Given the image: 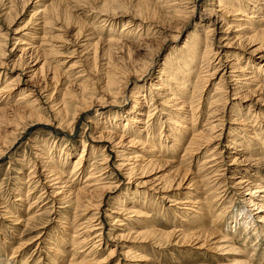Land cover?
<instances>
[{
  "label": "rangeland",
  "instance_id": "374dc122",
  "mask_svg": "<svg viewBox=\"0 0 264 264\" xmlns=\"http://www.w3.org/2000/svg\"><path fill=\"white\" fill-rule=\"evenodd\" d=\"M138 1L0 0V87L6 82H19L17 86L13 84L16 90L13 89L9 98L3 95L4 101L0 102V108L5 107L0 109L1 264H6L10 257L8 264H52L53 260L55 264H72L75 259L80 261L84 254L71 259V243L74 239H83V236L73 239L72 229H76L83 218L91 219L93 216L91 223L99 222L97 227L102 229V237L92 240V234L89 242H82L90 245L96 241L95 252L87 260L93 258V261H100L98 264H235L233 262L239 259L234 256H240L237 251L227 254V250L215 252L209 247L219 238L225 241L232 239L234 248L248 249L254 254L253 264H264V234L257 236L252 233L254 227L245 231L238 224L235 235L233 233L236 215L241 219L245 211L252 210L255 216H264V210L257 212L256 205H249L245 199L251 195L242 188L245 184H236L237 180L232 178L241 169L248 177L264 180V153L260 154V148L264 146V83L262 87L246 84L245 88V84L240 87L242 83L237 82L241 89L235 92L234 85L240 73L239 68L232 70L230 64L225 71L223 87L213 94L222 72L209 75L213 69L206 68L207 78L200 80L197 85L204 83L194 95L199 98V109L191 123H182L183 128L186 126L183 129L186 141L178 149L177 156L174 147L165 149L167 152L166 155L162 153L163 156L152 155L148 149L153 140L163 145L171 143L166 137L167 124H158L159 118L166 120L168 110H165L167 114L158 112L161 108L158 103L163 99L156 96L157 90L153 88L161 86L160 81L166 89L172 85L161 71L164 65L170 67L183 58L182 47L187 40L192 43L207 35L201 45L212 38L214 51L218 47L224 60L226 55L234 58L240 54L241 59L236 65L243 66L250 61L260 74L264 73V39L262 34H255L251 39L250 33L253 32L250 30L254 29L247 28L248 24H253L260 28L257 33L264 31V0L250 1L245 16L235 10L238 6L240 9L244 7L246 0H237V5L224 10L218 0H144L147 3L142 4L143 7L137 6ZM174 1L177 4L170 6ZM43 5L50 7L44 13L42 24ZM178 7L186 8L180 9L179 13L173 12V8ZM249 14L256 15L257 20L263 19L262 22H248ZM239 23H245L242 26L246 28L240 29ZM127 26L133 37L130 34L120 37L122 29ZM35 32L38 33L37 42L23 44L31 43L29 35ZM112 37L119 42L107 41ZM257 45L260 47L255 49ZM204 51V46H201V53ZM200 65L201 59H198L191 89ZM176 72L181 71L176 69ZM137 91L144 96H138ZM220 93H223L220 107L225 106L226 114L223 135L202 139L205 148L199 157L182 161L186 158V142L193 135L206 132L209 118L205 111L211 98ZM23 96L31 100L37 98L32 113H28L29 110L20 102L15 103ZM135 105H138L136 109L140 106L142 109V114H138L142 122L137 123L135 132L140 131L142 135L137 137L138 144L130 146L126 140L122 143L124 139L119 136L122 123L133 115ZM156 106H159L157 112L148 121V109ZM173 109L176 111V107ZM173 109H169L171 113ZM151 124L154 130H150L152 133L146 138ZM141 128L146 130L141 131ZM128 151L138 153L136 158L126 154ZM121 152L123 156H120ZM210 152L216 153L217 159L210 162L212 167L217 166L218 172L210 173H214L215 186L211 185L210 178L199 180L202 177L197 175L201 162ZM82 154V165L88 166L87 170L95 160L96 166L103 169L101 174H106L99 179V187L82 189L86 194L76 209L78 217L69 203L63 204L60 201H65L60 199L61 196L52 193L61 185L51 184L47 176L50 167H56L55 173L59 170V174L64 172L70 178L66 188L78 187L79 182L83 184L87 172L81 177L71 176L70 172L74 160ZM227 188L226 194L223 190ZM135 191L139 192L138 197ZM162 193L167 195L166 198ZM263 193L257 191V201L261 200L258 194ZM69 197L71 195L65 199ZM171 197L179 198V201L189 198L188 202L192 198L200 200L201 209L193 206L190 211L181 208L180 204L170 205L174 203L169 201ZM133 200L143 201L140 207L146 212V217L136 220V216L125 214L124 208L118 206L121 204L127 208L137 203H132ZM61 205L65 208L61 209ZM6 211L21 218V222L30 215L37 214L38 218L28 226L15 224L12 220L15 217L6 215ZM256 223L264 224V221L257 219ZM257 227L260 230V225ZM170 230L175 233L166 237L163 232ZM197 231H201L199 239V234L193 236ZM185 233L188 235L183 236ZM204 240L210 243L203 245L206 248H199L202 243L198 241ZM87 246L82 250L86 251Z\"/></svg>",
  "mask_w": 264,
  "mask_h": 264
},
{
  "label": "bare ground",
  "instance_id": "6f19581e",
  "mask_svg": "<svg viewBox=\"0 0 264 264\" xmlns=\"http://www.w3.org/2000/svg\"><path fill=\"white\" fill-rule=\"evenodd\" d=\"M116 1V0H115ZM133 1V0H132ZM250 1H252V0H246V2L245 3H247V4H245L244 5V7H242L241 9L239 8V6L237 7V9L235 10V11H241V15H246V11L248 10L247 8H248V4H250L251 2ZM112 3V2H111ZM147 2L146 1H144V0H139L138 1V5L137 6H142L143 7V5L142 4H146ZM218 3H219V5H220V7L224 10V9H226V7L228 8L229 6H234V5H237V0H218ZM234 3V4H233ZM115 4V3H114ZM118 4V3H117ZM177 3H176V1H174V3L171 5L170 4V6H174V5H176ZM253 4H255V3H252V5ZM262 4L264 5V3L262 2ZM113 5V4H112ZM148 5V4H147ZM148 6H150V5H148ZM167 6H169V5H166L165 7H167ZM180 6V5H179ZM182 6V5H181ZM49 7H50V5H43V10H42V12L41 13H43V14H41V16H40V20H41V23L44 21V18H45V15H44V13H45V11H47L48 9H49ZM231 7H229V8H231ZM236 7V6H235ZM37 8V7H36ZM53 8V7H52ZM148 8V7H147ZM151 8V7H150ZM185 8L186 7H183V9L185 10ZM262 7H260V10H262L261 9ZM38 9V8H37ZM180 9L181 10H183L182 8H180V7H178V8H173V12L175 11V12H178V11H180ZM140 10H142L141 8H140ZM220 10V9H219ZM231 10V9H230ZM229 10V11H230ZM38 11V10H37ZM50 11V10H49ZM52 11H53V9H52ZM171 12V11H170ZM51 13V12H50ZM179 13V12H178ZM233 14V13H232ZM211 16V15H210ZM217 17H219V16H217ZM248 17H249V20H248V22H251V23H255V22H262V20L263 19H261V20H257L258 19V17L256 16V15H253V14H249L248 15ZM134 18V17H133ZM257 18V19H256ZM216 20H217V18H215ZM220 20V19H219ZM38 21V20H37ZM221 21H222V19H221ZM238 21V20H237ZM48 22V21H47ZM247 22V21H246ZM43 24V23H42ZM45 24V23H44ZM48 24V23H47ZM242 25H245V23H239L238 24V26H240V29H244V28H246V27H244V26H242ZM249 26H247V28H249V29H251V28H253L254 30H250V32H253V33H250V34H252V35H250V38L252 39L253 38V35H255V34H262V39H264V31L263 32H258L257 33V31L260 29V28H258L257 26H255V25H253V24H248ZM262 27V26H261ZM129 28V26H127V27H124L123 29H122V31H121V33L119 34V36L120 37H122V38H124V37H128V35L130 34L131 36H132V32L128 29ZM131 29V28H130ZM198 29V28H197ZM213 29V28H212ZM263 29V28H262ZM211 31V30H210ZM153 32H155V31H153ZM36 34H38V33H32V35L30 36L29 35V41H32L31 43H29V42H23V44H26V45H31V44H35L37 41H36ZM201 34V33H200ZM130 36V37H131ZM133 37V36H132ZM203 37V36H202ZM204 37H206L207 38V35H205ZM204 37L201 39V38H198V40L197 41H194V42H188V40L186 41V43L183 45V47L182 48H184V50L182 51V53H183V58L182 59H180L179 58V60H177V62L176 63H174L172 66H170V67H167L166 65H164V67L162 68V71H161V73H162V76L164 75L167 79L166 80H170L171 82H172V85H168V88L166 89L165 87H163L165 84H163L162 82L163 81H160L159 82V84L161 85V86H156V87H154L153 88V90H157V92H155V94H156V96H158L159 98H161V99H163L162 101L164 102V103H162V101H160V103H158L159 105H161V108H159V106H156V107H154V108H152V107H150L149 109H148V114H147V120L149 121V120H151L152 118H153V115L157 112V110L156 109H158L159 108V110H158V112H163V114H167V112L165 111V110H168V116L166 117V120H161V118H159V120H158V124L160 123V125L161 124H163V122L164 123H166L167 124V126H168V129H167V135H166V137L167 138H170V144L169 145H163V144H158L157 143V141H152V144L150 145V148L151 147H153L152 149H150V148H148L149 149V151H150V153L152 154V155H157V156H163V155H161L162 153H166L167 151L165 150V149H167V148H176V150H175V154L177 153V151H178V149L179 148H182V146L185 144V141H186V139H185V137H186V135L184 134V132H183V129H185L186 128V126H185V128H183V125H182V123H191L193 120H191V119H194L195 118V114H196V112H198V109H199V107H198V104H197V101L199 100V98L197 99V97H195L194 95H195V93H197V90H201V87H202V83H204V82H202L201 83V85H197V84H199V82H200V80H206V78H207V76L205 75V69L206 68H211V69H213V71H212V73H210L209 75H214V73H216L217 72V74H220L221 72V77H220V80H219V82H218V85H216V91L213 93V94H217V90H220L221 89V87H223V86H221L222 85V82L223 81H225V74H226V72L225 71H227V67L230 65L231 66V68H232V70H235V69H237V68H239V73L240 74H238L237 76H238V78L239 79H241V81H239V79L235 82V85H234V90H235V92L237 91V90H239V89H241L240 87H243V86H245V88L247 87V85L246 84H248L249 86H250V83H251V85H252V83H253V85L254 86H256V85H258V86H260V87H262L263 86V81H264V77H263V74H260L259 72H258V69L254 66V65H252L251 63H250V61H248V63L246 64L247 65V67H246V65H243V66H240V65H236V64H238V61L241 59V57H240V54H236V57H234V58H230L229 57V55H226L227 57H226V60H224V58H223V56L221 57V53H222V51H220V50H218L217 48H216V50L214 51V47H213V45H214V41L213 40H206L205 42H204V44L203 45H201L202 44V42H203V39H204ZM260 37V36H259ZM195 38V37H194ZM193 38V39H194ZM256 39V38H255ZM230 40V39H229ZM107 41H110V42H119V40H115L113 37L112 38H110V39H108ZM252 42V41H251ZM131 43V42H130ZM228 44V43H227ZM264 44V43H263ZM260 45V44H259ZM201 46H204V53L202 52L201 53ZM258 46V45H257ZM256 46V47H257ZM38 47V46H37ZM260 46H258L257 48H255V49H258ZM22 51H23V49H22ZM227 52H231L230 50H226ZM26 53V52H25ZM238 53V52H237ZM33 54V53H32ZM31 54V55H32ZM188 54V55H187ZM202 54V55H201ZM170 57V56H169ZM31 58V57H30ZM172 58V57H171ZM230 58V59H229ZM198 59H201V65H200V69H199V72L196 74V80L194 81V85H193V89H191L190 88V86H191V83L193 82V76H194V71H195V69L197 68V64H198ZM216 61H218L217 62V64H214ZM168 63V62H167ZM173 63V62H172ZM240 64V63H239ZM44 65V64H43ZM250 65V66H249ZM41 67H43V66H41ZM40 68V67H39ZM38 68V69H39ZM209 68V69H210ZM254 68V69H253ZM176 69L177 70H180L181 72L180 73H182V75L180 74V73H178V72H176ZM256 69V70H255ZM237 71V70H236ZM231 72V71H230ZM167 74V75H166ZM173 74V75H172ZM207 74V73H206ZM232 74V73H231ZM229 75V74H228ZM227 75V76H228ZM233 76V75H232ZM163 78V77H162ZM228 78V77H227ZM230 79V78H229ZM112 80V79H111ZM209 80V79H208ZM244 80H246V81H244ZM14 81V80H13ZM16 81V80H15ZM111 82V81H110ZM237 82H240V83H242V84H239V86L237 85ZM246 82H248V83H246ZM15 83V85L17 86V85H19V82H13V83H10V82H6V84L4 85V86H1L0 87V102L1 103H3V95H4V97H7V98H9V95H10V93L13 91V89H15L16 90V86H13V84ZM173 83H175V84H173ZM212 84V83H211ZM232 84V83H231ZM243 84H245V85H243ZM226 85V84H225ZM241 85H243V86H241ZM173 86H174V88H173ZM228 87H229V85H228ZM253 87V86H252ZM252 87H250V88H252ZM264 87V86H263ZM215 89V88H214ZM244 89V88H243ZM255 89V88H254ZM25 90V89H24ZM162 90H164V91H162ZM143 91V90H142ZM172 91H174V92H172ZM190 91H191V95L189 94L190 93ZM196 91V92H195ZM138 92V91H137ZM256 92V91H255ZM142 93V92H141ZM141 93H137L138 94V96H144L143 94H141ZM30 94V93H29ZM28 94V95H29ZM154 94V95H155ZM223 93H220L219 94V96L218 95H214V97H212L211 98V100L209 101L210 102V104H209V106H208V108H207V110L205 111L206 112V114H207V116H208V118H209V121H208V127L206 128L207 130H206V132H204V134H201V132H199L198 134H196V135H193L192 137H191V139L190 140H188L187 142H186V146L184 147V148H186V149H184L183 151L185 152L184 153V156L186 157V158H182L181 160L183 161V160H186V159H194V158H196V157H199V154L204 150V148H205V144H204V142H203V140L202 139H206V138H210V139H212V138H215L216 136H221V135H223V122H224V119H225V116H226V114H224L225 113V109L223 110V108L225 107H223L222 108V106L220 107V100H221V98L223 99V95H222ZM27 95V96H28ZM176 95V96H175ZM27 96H23L22 98L23 99H21V98H19L18 100H16V102L15 103H21L22 105H24V107L25 108H27L28 110H29V112L28 113H32L31 111H33V110H35L34 108L36 107V105L34 104L36 101H38L37 100V98L36 99H34V100H31V99H29ZM188 96H190V97H188ZM196 96H197V94H196ZM19 97V96H18ZM176 97V98H175ZM16 98V97H15ZM189 98V99H188ZM225 98V97H224ZM154 99V98H153ZM152 99V100H153ZM7 100H9V99H7ZM7 100H6V102H7ZM190 100V101H189ZM149 101V100H148ZM171 102H172V104H171ZM64 103V102H63ZM13 104V103H12ZM67 104V102L65 101V105ZM157 104V105H158ZM164 104V105H163ZM16 105H18V104H16ZM150 105H152L153 106V103L152 102H150ZM168 106V107H166L165 109L163 108L164 106ZM10 106H12V105H10ZM10 106H8V108H11L12 109V107H10ZM14 106H15V104H14ZM21 106V105H20ZM138 105H135L134 106V108H133V112L134 113H132L133 115H129V117H128V119L127 120H125V122H124V124L122 123V125H123V127H122V134L119 136V137H121V139L123 138L124 140H122V143L126 140L127 142V144H129L130 146H134V145H136V144H138V138L137 137H139V135H142V133L139 131V133L138 132H135V129H136V127H138V125H137V123L138 122H142L141 121V118H140V115H138V114H142L141 113V106L139 107V108H135V107H137ZM23 107V108H24ZM148 107V106H147ZM173 107H176V111H175V109H173ZM3 108H5V107H2V108H0V109H3ZM7 108V107H6ZM20 109V108H19ZM169 109H173L174 110V112H172L171 113V110H169ZM16 114H17V112H16ZM21 114V113H20ZM19 117H20V115H19ZM229 117V116H228ZM176 119V120H175ZM147 120H146V122H147ZM239 121V120H238ZM242 121H244V120H242ZM239 122H241V121H239ZM247 122V121H246ZM150 123V122H149ZM172 124V125H171ZM180 125H181V127H180ZM249 125H250V123H249ZM252 125V124H251ZM147 126V125H146ZM154 125H152L151 124V128H148V130H149V132H148V134H147V137L146 138H148V135L149 134H151L152 133V131L150 132V130H154V127H153ZM163 126H164V124H163ZM163 126H162V128H163ZM148 127V126H147ZM161 127V126H160ZM153 128V129H152ZM194 128V127H193ZM190 129V128H189ZM144 130H146V128H141V131H144ZM125 131L127 132V134H130L129 136H127V134L125 133ZM219 131V132H218ZM243 131L245 132L246 131V129H243ZM218 132V133H217ZM230 132V131H229ZM154 133H155V131H154ZM199 135V136H198ZM197 136V137H196ZM143 137V136H142ZM218 138V137H217ZM218 139H220V138H218ZM147 141V140H146ZM232 141V140H231ZM209 142V141H208ZM126 143H124V144H126ZM206 144H207V142H205ZM235 143H236V141H235ZM145 144V143H144ZM147 144V143H146ZM225 145H227V144H225ZM226 147H228V146H226ZM217 150V149H216ZM257 150H259V148H257ZM122 151H125L124 149L122 150ZM214 151V150H213ZM169 152V151H168ZM212 152V151H211ZM207 153V156L205 157V159H204V161L203 162H201V166L199 167V169H198V171H197V175H200V177H202L201 179H199V180H208L209 178L211 179L210 180V182H211V185H213L214 184V181H213V176H214V173H213V175H211L210 173L211 172H216L217 171V166L216 167H212L211 165H210V162H215V161H217V159L215 158L216 157V153ZM228 152V151H227ZM261 153H264V146L263 147H261L260 148V154ZM126 154H132L131 156L133 157V159L134 158H136V154H138V153H136L135 151H131V152H127ZM259 153H258V155H260ZM124 155V153L123 152H121V155L120 156H123ZM166 155V154H165ZM262 155V154H261ZM261 155H260V157H261ZM110 156V155H109ZM127 156V155H126ZM175 156H177V154L175 155ZM94 158H96L95 157V155L93 156ZM131 157V158H132ZM218 157H219V154H218ZM222 157H223V155H222ZM83 158H84V155L82 154V155H80L79 157H77L75 160H74V163H73V165L74 166H72V169H71V176H76V175H78V176H80L81 177V175L82 174H84V173H86L87 172V175H86V177L84 178L85 180L83 181V184H81V182H79V184H78V187H75V188H73V189H70V187L69 188H66V186L68 185V183L70 182V178H68V177H66L64 174V172H61L60 174H59V170H58V173H55V170L57 171V168L56 167H50L51 169L49 170V175L47 176V178H48V182H50L51 184H53V185H55V186H57V185H61L60 187H55L53 190H52V193L53 194H56V195H60L61 197H60V199H62V200H64L65 202H63V201H60V202H62L63 204H65L66 205V203H69L70 204V208H72L73 209V211L72 212H74V214H75V216H78V214H77V208L79 207V205H80V203H82V199H83V197H84V195L86 194L85 193V191H86V187H91V186H94V187H99V185L101 184V182L99 181V179H102L103 177H102V175H105L106 173L104 172V173H102L101 174V172L103 171V169L102 168H98L97 166H96V162H95V160L93 161V162H91L90 164H89V169L87 170V167L88 166H85V165H82V161H83ZM129 157H127L126 159H128ZM130 158V159H131ZM87 160H89V158H87ZM93 160V159H92ZM106 160V159H105ZM104 160V161H105ZM108 160V159H107ZM97 161H98V159H97ZM101 161H102V159H101ZM174 161V160H173ZM223 161V160H222ZM225 161V160H224ZM223 161V162H224ZM262 161V160H261ZM107 161H105V163H106ZM129 162V161H128ZM132 162V161H131ZM233 162V161H232ZM99 163H100V161H99ZM102 163H104V162H102ZM123 163V162H122ZM124 163H126V162H124ZM178 163H180V162H178ZM119 164V163H118ZM229 164V163H228ZM260 164V163H259ZM52 165V164H51ZM145 165V164H144ZM212 165H213V163H212ZM218 165V164H217ZM53 166V165H52ZM82 166V167H81ZM99 166V165H98ZM129 166V165H128ZM178 166V165H177ZM109 167V166H108ZM134 167V166H133ZM142 168H143V166H141ZM179 167V166H178ZM136 168V167H135ZM226 168V167H225ZM59 169V168H58ZM129 172H130V174L132 175V171H131V167H129ZM140 170H141V168H140ZM241 170V169H240ZM240 170H237L235 173H234V175H233V179H235V180H237V182H236V184H245V185H243L242 186V188H245V191H249V193H247V194H250L251 196L249 197V198H246L245 199V201H247V203H249V205L250 204H254V205H256L257 206V209H259L257 212H261V211H263L264 210V193L262 194V195H260V194H258V196L257 197H260V199L261 200H259V201H257V198H255V194H257V191H260V192H264V180L263 179H258V180H255V178H253V177H251V176H247L246 174H243V172H245V171H240ZM220 171V170H219ZM222 171V170H221ZM66 172V171H65ZM69 172V173H70ZM218 172V171H217ZM100 173V174H99ZM95 174H99V175H96V176H94ZM130 174H128V175H130ZM140 174V173H139ZM243 174V175H242ZM70 175V174H69ZM108 175V174H107ZM106 175V176H107ZM222 175V174H221ZM220 175V176H221ZM225 176V175H224ZM70 177V176H69ZM95 177V179H93ZM102 177V178H101ZM131 177V176H130ZM223 177V176H222ZM219 178V177H218ZM47 180V179H46ZM56 180V182H54V183H52L53 181H55ZM71 181H72V179H71ZM80 181H81V179H80ZM39 182V181H38ZM85 182H87V184L86 185H84V183ZM102 182H103V180H102ZM108 183V182H107ZM170 183H172V181L170 182ZM206 183V182H205ZM232 183H233V180H232ZM65 184V186H63ZM178 184H179V182H178ZM208 184V183H207ZM207 184H205V187H207L208 188V185ZM221 184V183H220ZM201 185V184H200ZM199 185V186H200ZM234 185V184H233ZM180 186V185H179ZM199 186H198V188H199ZM214 186H215V184H214ZM240 186V185H239ZM18 187H20V186H18ZM68 187V186H67ZM177 187V186H176ZM85 189V191L84 190H82V189ZM95 188V189H96ZM159 188V187H158ZM201 188V187H200ZM203 188V187H202ZM212 188V187H211ZM232 188V187H231ZM239 188H241V187H239ZM20 189V188H19ZM59 190L58 192L56 191V190ZM67 189V190H66ZM161 189V188H160ZM209 189V188H208ZM220 189V188H219ZM218 188L217 189H215V188H213V190H219ZM168 190V189H167ZM167 190H166V192H167ZM199 190V189H198ZM207 190V189H206ZM158 191V190H157ZM161 191V190H160ZM208 191V190H207ZM210 191V190H209ZM208 191V192H209ZM227 191H228V188L227 189H225V190H223V192L224 193H226L227 194ZM240 191V190H239ZM21 192V191H20ZM57 192V193H56ZM89 192V191H88ZM163 192V191H162ZM165 192V191H164ZM163 192V193H164ZM199 192V191H198ZM201 192V191H200ZM205 192V191H204ZM244 192V191H243ZM158 193H159V191H158ZM162 193V194H163ZM211 193V192H210ZM222 193V192H221ZM134 194H136L137 196L136 197H138L139 196V192H137V191H135V193ZM192 194V193H191ZM206 194V193H205ZM242 194V193H241ZM69 196V195H71V197H69L70 199H65V196ZM164 195V197L166 198V194H163ZM166 195V196H165ZM203 195V194H202ZM219 195H221V194H219ZM219 195H218V197H219ZM224 195V194H223ZM54 197V196H53ZM39 198H41V197H39ZM163 198V197H162ZM20 199V198H19ZM26 199V198H25ZM170 200L169 201H173L174 203H171L170 205H174V206H177L178 204H180V207L181 208H183V209H187V210H190L191 211V207H193V206H196V207H198L199 209H201V204H200V200H194L193 198L192 199H190V202H188L187 200L189 199H185V200H183V201H179L180 199L179 198H175V197H171V198H169ZM219 199V198H218ZM221 199V198H220ZM16 200H18V199H16ZM137 200H139V198L137 199ZM137 200H133V201H131L132 203L133 202H135V201H137ZM201 201H203V200H201ZM142 202L143 201H137V203H134L133 205H131V206H128L127 208H125L123 205H121V204H118V206L121 208H124L123 209V212H125V214H127V213H131L132 215H134V216H136L137 218H136V220H138V219H140V218H142V216H145L146 215V212L144 211V209H142L140 206H141V204H142ZM186 202H188V203H186ZM29 203V202H28ZM203 203H204V201H203ZM213 203V202H212ZM192 205V206H191ZM204 205V204H203ZM125 206H126V204H125ZM187 208H186V207ZM206 206H207V204H206ZM206 206H204V207H206ZM32 207V205L30 204L29 206H28V209L30 210V208ZM69 207V206H68ZM67 207V208H68ZM185 207V208H184ZM60 208L62 209V208H65L63 205H61L60 206ZM119 208V209H120ZM121 208V209H122ZM208 208H209V206H208ZM81 209V208H80ZM255 209V208H254ZM66 210V209H65ZM208 210V209H207ZM10 211V210H9ZM114 211V210H113ZM193 211V210H192ZM68 212H70L69 210H68ZM117 212V211H116ZM149 212V211H148ZM197 212V211H196ZM256 212V213H257ZM182 213V212H181ZM190 213V212H189ZM201 213V212H200ZM5 214L7 215V214H11L10 216H12L13 215V213L12 212H8V211H6L5 212ZM130 214V215H131ZM186 214H188V213H186ZM244 215L242 216V218L241 219H239L238 217V215H236L235 216V219H234V221H235V229L233 230V233H234V235H235V233H236V230L238 229V228H236V225L238 224V225H242L243 227V229L245 230V231H248V230H250L251 228H253L252 230H253V234L255 233L256 235L257 234H264V224H258V223H256V220L258 219H261V221H264V216L262 215V214H260V215H257V216H255L254 215V212H252V210L251 211H245V213H243ZM30 215V214H29ZM124 215V214H123ZM4 216V215H3ZM65 216V215H64ZM13 217H15V218H11L14 222H15V224H20V223H23L24 225H29L30 223H32V220H34V219H37L38 217H37V214H35V215H30L29 217H27L25 220H23L22 222H21V218H18V217H16L15 215H13ZM79 217V216H78ZM94 217V216H93ZM93 217L90 219V218H86V219H84L83 218V222H81L79 225H78V227H76V229H72V237H73V239L74 238H76V237H80V236H83V239H74L73 241H72V250H73V254H72V257H71V259H74L78 254L80 255V254H84L83 255V257H81L82 259L80 260V261H76V259H75V261L72 263V264H98L100 261H97V260H94L93 261V258L92 259H89V260H87V257H89V256H92L93 254H94V252H95V248H93V247H96V244H95V242L96 241H94V242H92L90 245L89 244H87L86 242H85V244H83L84 242H82L83 240H86L87 242H89V238H91V236H92V234H94V238H92V240H94L95 238H101L102 237V229H100L99 227H97L98 225V223H91L92 222V219H93ZM96 217V216H95ZM146 217V216H145ZM256 217V218H255ZM69 219V218H68ZM77 221V220H76ZM80 221H81V219H80ZM135 221V220H134ZM73 222V221H72ZM71 222V223H72ZM258 222V221H257ZM91 223V224H90ZM101 223V222H100ZM119 223V222H118ZM22 225V224H21ZM204 225V224H203ZM258 225H260V230L258 229ZM83 226V227H82ZM202 226V225H201ZM67 230V229H66ZM83 230V231H82ZM99 230H101L100 232H99ZM211 230V229H210ZM176 232H177V230H175ZM202 231V230H201ZM201 231H197V232H195L194 234H193V236H195V235H198L197 236V239H199V238H201V235H200V232ZM24 231H22V233H23ZM146 232H150V230L148 231H146ZM146 232H140L141 234H144V233H146ZM152 232V231H151ZM154 232V231H153ZM104 233H105V231H104ZM175 232L174 231H165V232H163V234L164 235H166V237L168 236V235H173ZM178 233V232H177ZM140 234V235H141ZM181 234V233H180ZM188 234H183V236H187ZM206 235V234H205ZM242 236H243V233L241 234ZM159 236V235H158ZM233 236V235H232ZM258 236V235H257ZM225 237V236H224ZM223 237V238H224ZM227 237V236H226ZM228 237H230V236H228ZM38 238V237H37ZM232 238V237H231ZM249 238V237H248ZM248 238H246V239H248ZM251 238V237H250ZM142 239V238H141ZM210 240H212L213 238H209ZM103 240V239H102ZM101 240V241H102ZM219 241H213L212 243H210V245L211 246H209L210 248H211V250H213L214 249V251L216 252H218V250H223V251H225V250H227L226 251V253L227 254H230V253H233V252H235V251H237L238 253L237 254H240V256L238 255V256H234L236 259H239V260H236L235 262H233V263H235V264H253V255L254 254H251L250 252L251 251H249L248 249H246L247 250V252L248 253H250V254H248L247 252H246V250H244V249H242V250H240V248L239 249H236V248H234L233 246V244L231 243V241H232V239H231V241L229 240V238H228V241L226 240H224V239H222V238H219L218 239ZM233 240H235V239H233ZM202 241V240H201ZM230 241V242H229ZM227 242H229V244L227 243ZM245 242V241H244ZM198 243H202L201 245H200V247L199 248H206V247H203V245L204 244H206V243H208L207 241H203V242H199L198 241ZM208 243V244H209ZM222 243V244H221ZM242 243H243V241H242ZM225 244H226V246H225ZM236 244V243H235ZM247 244V243H246ZM87 245H89V247L87 246ZM99 245V244H98ZM238 245V244H237ZM85 246H87L88 247V249L90 248V250L89 251H87L88 249H86V251H83L82 249H83V247H85ZM236 246V245H235ZM12 247V246H11ZM10 247V248H11ZM226 247H229V249H227ZM237 247V246H236ZM223 248V249H222ZM56 250V249H55ZM130 250V249H129ZM131 252V251H130ZM129 252V253H130ZM126 253V252H125ZM225 253V254H226ZM13 254H14V251L13 252H11V255L13 256ZM132 255V254H131ZM136 256V255H135ZM80 257V256H79ZM78 258V257H77ZM244 258H247L248 260H245ZM80 259V258H79ZM11 260V257L10 258H8L7 259V263L6 264H8L9 263V261ZM261 260H262V258H261ZM25 262L27 261V260H24ZM55 262V260H53V263L52 264H55L54 263ZM1 264V263H0ZM23 264V263H22ZM35 264H39V263H35ZM232 264V263H231Z\"/></svg>",
  "mask_w": 264,
  "mask_h": 264
}]
</instances>
